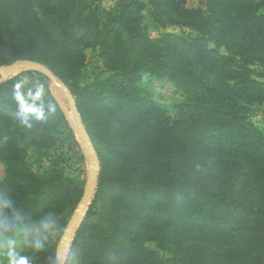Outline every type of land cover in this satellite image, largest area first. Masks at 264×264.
Masks as SVG:
<instances>
[{"label":"trees","instance_id":"1","mask_svg":"<svg viewBox=\"0 0 264 264\" xmlns=\"http://www.w3.org/2000/svg\"><path fill=\"white\" fill-rule=\"evenodd\" d=\"M147 9L155 24L191 32L149 38ZM96 58L103 68L90 74ZM17 61L68 88L99 158L70 264L73 254V264H264V129L252 121L264 105V0H205V10L120 0L114 12L94 0H0V67ZM145 75L186 96L176 116L143 90ZM15 85L0 83V198L31 224L51 213L48 237L59 238L83 186L58 168L35 172L27 152L67 121L25 95L44 111L25 127ZM46 252L25 246L27 264Z\"/></svg>","mask_w":264,"mask_h":264},{"label":"rangeland","instance_id":"2","mask_svg":"<svg viewBox=\"0 0 264 264\" xmlns=\"http://www.w3.org/2000/svg\"><path fill=\"white\" fill-rule=\"evenodd\" d=\"M119 1L120 0H94L96 5L112 12L116 11ZM184 1L186 3V7L188 8L205 10V0ZM143 15L142 28L144 33L149 38L157 39L165 33L178 34L182 32H191V30L189 29H184L176 26L167 25L163 27L155 24L149 14L148 9L143 12ZM89 54L94 55L91 52H89ZM102 68L103 67L101 65V62L96 58L89 67V73L91 74L94 72H99L102 70ZM19 75L20 74H15L9 79H14L15 84L22 83L23 87L21 91L25 95H28V93L35 94L42 85L43 92L40 95L39 99L36 100L41 102L45 107L49 109H59L58 114H62L67 121V123H61L57 138L45 140L40 144V146L36 148L33 147L28 150L27 159L31 168L37 173H42L43 171L51 168L61 169L66 177L83 186V193L81 197L82 200L89 178V157L83 147V142L77 130V125L74 117L70 111L69 100L66 94L64 93L63 89L57 87L49 79L48 81L43 82L34 75ZM142 88L146 93L152 96L153 99L163 105L172 117L176 116L179 113L180 106L186 101V96L180 90H178L172 82L167 80H158L155 78H151L149 75H145L142 82ZM52 100L55 101V103H53ZM252 121L255 122L258 127L264 129V105L261 108H257L256 110H254ZM97 172L99 175L100 166ZM3 176L4 167L0 166V178H2ZM95 194L96 190L87 204L82 220L70 233L71 237L67 245H65V264H70L69 256L73 249V241L76 237V232L79 229V226L82 223L84 217L86 216L95 197ZM79 203L76 207L73 208V210L60 216L59 219H62L63 223L65 224V228L62 234L59 236V238H57L56 235H50V237H48V240L46 241L47 252L43 257L39 255V257H41L42 259L38 263L33 264H58L59 246L62 242L64 243V233L68 229L71 221L75 218V215H77V208L79 206ZM147 246L151 249H156L155 243H148ZM223 249H225L224 246H218L215 248L218 253L223 251ZM18 253L25 259V257H27L25 256V246H19ZM161 254L165 257H170L169 253L161 252ZM29 257L31 256H28L27 258ZM4 262H7V260L2 255H0V263Z\"/></svg>","mask_w":264,"mask_h":264},{"label":"clouds","instance_id":"3","mask_svg":"<svg viewBox=\"0 0 264 264\" xmlns=\"http://www.w3.org/2000/svg\"><path fill=\"white\" fill-rule=\"evenodd\" d=\"M22 83L15 85V98L18 101L21 116V123L32 128L31 116L43 120L44 111L42 108L29 105L25 94L21 91ZM43 92V86L35 94L28 93L29 99H39ZM55 231V218L51 213H46L38 224H31L23 208L15 207L8 196L0 198V255L7 264H27L26 259L18 253V247L29 246L39 251L44 248L48 236ZM76 260L75 254L71 257V264Z\"/></svg>","mask_w":264,"mask_h":264},{"label":"water","instance_id":"4","mask_svg":"<svg viewBox=\"0 0 264 264\" xmlns=\"http://www.w3.org/2000/svg\"><path fill=\"white\" fill-rule=\"evenodd\" d=\"M28 71H35V72H38L44 75L47 79L53 82L57 87L63 89L64 93L66 94L69 100L70 111L76 122L77 130L83 142V147L89 157V178L87 181V186H86L83 198L80 201L79 206L77 208V212L83 211L84 209L86 210L87 204L90 198L95 193V190L97 187V182H98L97 170L99 168V158L95 150V147L90 139V136L88 135L83 125V122L81 120L79 111L77 109L76 100L73 97V95L69 92L68 88L62 82L58 80V78L51 72V70H49L44 65L35 63V62L17 61L14 64L0 67V75H1L0 82H3L9 79L11 76L15 74H22ZM83 216H84V213L80 217H75L71 221V223L68 226V229L64 233L63 238L67 237L75 229V227L82 220ZM64 254H65V244H63L62 242L58 250V264H65Z\"/></svg>","mask_w":264,"mask_h":264},{"label":"bare ground","instance_id":"5","mask_svg":"<svg viewBox=\"0 0 264 264\" xmlns=\"http://www.w3.org/2000/svg\"><path fill=\"white\" fill-rule=\"evenodd\" d=\"M85 210V209H84ZM84 210L83 211H80V212H77V215H75V217H80L83 213H84ZM70 235V234H69ZM67 236V237H65L64 238V243L63 244H65V245H67V243H68V241H69V239H70V237H71V235L70 236ZM66 247V246H65Z\"/></svg>","mask_w":264,"mask_h":264}]
</instances>
